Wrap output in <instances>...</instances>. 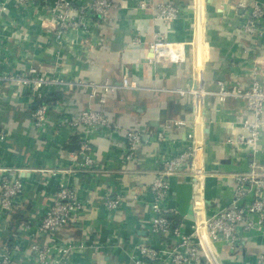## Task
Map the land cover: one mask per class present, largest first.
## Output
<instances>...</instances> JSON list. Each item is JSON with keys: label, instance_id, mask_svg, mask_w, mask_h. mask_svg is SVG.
<instances>
[{"label": "crops", "instance_id": "crops-1", "mask_svg": "<svg viewBox=\"0 0 264 264\" xmlns=\"http://www.w3.org/2000/svg\"><path fill=\"white\" fill-rule=\"evenodd\" d=\"M51 1L40 0L26 10L9 8L0 28V73H20L35 65L42 73L69 80L120 82L124 75H128L140 87L109 94L104 108L118 127L93 136L98 166L116 172L72 174L68 182L85 200V212L78 222L54 235L56 240L41 235L36 241L86 244L71 252L63 264H133L129 253L135 244H159L161 240V236L150 229L153 195L149 185L154 177L151 172L158 168L156 161L165 154L179 153L191 144L183 135L194 121L193 110L189 107L191 96L181 90L190 86L189 78L197 66L210 83V89H216L212 83L216 80H222L226 85L248 87L255 68L264 80V37L243 30L245 19L238 6L241 0H170L184 7L180 18L170 24L160 20L151 5L142 8V0H113L117 4L113 21L103 23L88 17L80 29L71 30L60 44L53 32L41 23L42 17L51 18L46 7ZM88 1L77 0L81 4ZM156 31L162 32L167 40L184 42L186 60L151 62L150 42ZM138 35L142 42L134 41ZM202 48L205 58L198 53ZM55 90H63L64 97L49 100L52 110L48 123L39 129L30 114L34 104L29 90L0 81V166L42 169L71 167L77 165L76 162L79 165L81 157L75 162L69 156V152L77 149L71 146L79 144V136L74 137L70 128L62 124L61 111L68 118L79 115L90 102L88 90L68 86L48 88L49 92ZM177 105L182 108L180 112H175ZM205 108L204 116L196 120V130L204 148L207 172L202 198L205 213L211 214L232 202L237 180L228 173L246 170L250 154L246 149L222 143L225 135L232 131V122L238 119L240 112H246L245 102L241 99L221 102L208 95ZM162 110L174 118L167 117L163 124L151 125V120L160 119ZM182 114L187 125L169 127L165 142H147L138 150L134 160L124 161L126 129L138 127L146 133H155L168 121L181 118ZM257 158L264 161V130ZM122 169L144 172L133 176L118 171ZM59 178L41 171L24 174V192L16 203L21 209H27L28 222L37 221L39 211L51 204ZM135 191L139 192V200L132 196ZM118 193L122 195L120 207L108 209L105 198ZM192 193L189 178H172L165 202L176 209L179 222L186 231L191 230L196 216ZM14 221L12 211L0 217V244L10 235L12 228H16V232L10 243L27 236L24 224L19 225V219L16 223ZM244 236L233 249L218 244L223 264H257L258 254L264 251V229L245 232Z\"/></svg>", "mask_w": 264, "mask_h": 264}, {"label": "built area", "instance_id": "built-area-1", "mask_svg": "<svg viewBox=\"0 0 264 264\" xmlns=\"http://www.w3.org/2000/svg\"><path fill=\"white\" fill-rule=\"evenodd\" d=\"M39 1L0 0V28L1 21L10 7L26 10L36 6ZM149 5L155 9L156 16L167 24L180 18L184 11L182 4L170 0L140 1L142 8ZM116 6L113 0H89L82 4L77 0H52L46 4L51 18L47 20L42 17L41 23L47 30L52 31L56 40L62 44L65 36L71 30L80 29L88 17L96 18L103 23L113 21ZM238 6L243 10L245 19L243 30L247 34L264 37V0L251 2L241 0ZM134 39L135 42H142L139 35ZM150 49L152 52L150 61L154 63L182 62L187 58L186 44L167 40L160 31L154 32ZM198 53L201 58L202 56L205 58L203 48ZM262 60L264 61V57ZM258 73V69L255 68L248 87L240 84L226 85L224 81L216 80L212 82L215 83L216 89H210L211 85L205 80L201 69L198 66L194 69L192 85L181 90L182 93L191 96L193 106L194 121L186 133V138L191 144L179 153L165 154L158 158L156 161L158 168L151 172L154 177L149 185L153 195L150 202L153 212L150 229L159 234L161 240L159 244L145 242L135 244L134 250L129 253L133 264H223L218 254V244L233 249L244 239L245 232L264 229V161L257 158L264 130V80H261ZM0 81L15 83L29 90L34 104L31 116L34 125L39 129L47 125L52 110V104L46 100L49 87H84L88 90L90 102L79 115L68 118L66 113L61 111L62 124L70 128L72 135L79 136V148L69 152L70 158L75 162L82 158L79 165L76 162L77 165L71 167L56 166L42 169L0 166V217L13 211L17 204L16 199L24 192V174L41 171L60 176L51 204L39 211L37 221L24 224L23 230L28 237H20L13 243L1 242L0 264H63L71 252L86 244L39 243L36 237L44 235L48 239L56 240L57 231L78 222L85 212V200L80 197L76 187L68 182L72 174L116 172L98 166L93 136L118 127L104 108L109 94L121 89H137L140 86L128 75H124L120 82L69 80L42 73L35 65L20 73H0ZM208 95L217 97L221 102L230 99H241L245 102L246 112H240L238 119L232 122V131L225 135L222 143L240 150L246 149L250 154L246 170L228 173L237 180L232 202L211 214L205 213L206 205L202 198L207 172L204 168V148L196 130V120L205 114V100ZM187 124V120L177 118L168 121L155 133H146L138 127L126 129L124 161L134 160L138 150L147 142L155 140L165 142L166 130L169 127L182 128ZM1 137H4L3 134ZM118 171L133 176L144 172L135 169ZM172 178L191 180L192 204L194 209L196 208V216L190 231L184 229L183 223H176L171 218V214L177 211L165 203L170 194ZM132 196L134 200L140 198L139 192L136 191ZM121 202L120 193L114 197L107 196L104 200L105 206L110 210L118 209ZM19 254L24 255V258ZM256 263L264 264V251L258 254Z\"/></svg>", "mask_w": 264, "mask_h": 264}, {"label": "trees", "instance_id": "trees-1", "mask_svg": "<svg viewBox=\"0 0 264 264\" xmlns=\"http://www.w3.org/2000/svg\"><path fill=\"white\" fill-rule=\"evenodd\" d=\"M62 96H63V90H55L54 92L48 91L47 95H46V100L48 102H50L53 100H57V98L61 99ZM30 114H31V112H30ZM74 137L78 138L77 135H74ZM12 214H13V218H15L16 221H18V219H19V225L21 223L25 224L29 221V219H28L29 213L27 212V209L26 208L21 209L20 207L17 206V204H16L15 208L13 209ZM171 218H173L176 223H179V216L177 213H172ZM12 220H14V219H12ZM16 221H14V222L16 223ZM15 223H14V227L16 225ZM10 232H11L10 235L5 237V240H4L5 243H10L12 241V237H14V234L16 232V228H12V230ZM58 233H60V231H57L56 234H58Z\"/></svg>", "mask_w": 264, "mask_h": 264}, {"label": "water", "instance_id": "water-1", "mask_svg": "<svg viewBox=\"0 0 264 264\" xmlns=\"http://www.w3.org/2000/svg\"><path fill=\"white\" fill-rule=\"evenodd\" d=\"M251 1L252 0H250V2ZM207 53H208V50H207ZM189 82H190L189 84L192 85L193 78L191 76L189 78ZM189 107H191V109H193L192 104H190ZM175 108H176V111L175 112H180V110L182 109L181 106H179V105H177ZM205 112H206V108H205ZM160 115H161L160 119L151 120L149 123L151 125H153V126H157V125H160V124H163L164 122H166L167 121V117L168 118H174L171 115H167L165 110H162V113ZM182 117L184 118L185 116L182 114L181 115V118ZM183 135H184V137H186V132L185 133L183 132ZM79 146H80V144H75V145L71 146V148H78Z\"/></svg>", "mask_w": 264, "mask_h": 264}]
</instances>
